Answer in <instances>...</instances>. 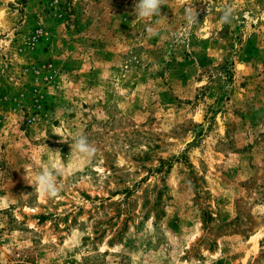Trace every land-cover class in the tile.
Instances as JSON below:
<instances>
[{
	"label": "rangeland",
	"instance_id": "374dc122",
	"mask_svg": "<svg viewBox=\"0 0 264 264\" xmlns=\"http://www.w3.org/2000/svg\"><path fill=\"white\" fill-rule=\"evenodd\" d=\"M136 2L0 0V264H264V0Z\"/></svg>",
	"mask_w": 264,
	"mask_h": 264
},
{
	"label": "clouds",
	"instance_id": "9594fccd",
	"mask_svg": "<svg viewBox=\"0 0 264 264\" xmlns=\"http://www.w3.org/2000/svg\"><path fill=\"white\" fill-rule=\"evenodd\" d=\"M163 3L164 0H138V2L134 4L136 21L145 24V30L149 37L158 34L153 18H163L160 14V9ZM220 11L222 15L220 16L218 23L221 26H231L235 18V9L229 5L227 7H222ZM197 16L198 13L195 9L188 8L185 10V18L189 23L196 24L198 22ZM72 140L73 142L70 144L72 152L79 154L85 159L94 157L96 148L89 143L86 136L82 133L74 134ZM61 142H66L63 137ZM23 168L25 170L23 179L29 185L33 186L41 196L54 198L59 194L57 176L63 172V168L60 167L59 164L44 168L41 166L39 159H35L31 161L27 167Z\"/></svg>",
	"mask_w": 264,
	"mask_h": 264
}]
</instances>
